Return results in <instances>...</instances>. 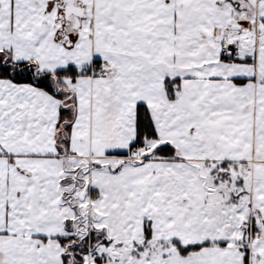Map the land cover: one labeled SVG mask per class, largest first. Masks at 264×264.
<instances>
[{
  "label": "snow or ice",
  "instance_id": "6c2138e0",
  "mask_svg": "<svg viewBox=\"0 0 264 264\" xmlns=\"http://www.w3.org/2000/svg\"><path fill=\"white\" fill-rule=\"evenodd\" d=\"M0 264H264V0H0Z\"/></svg>",
  "mask_w": 264,
  "mask_h": 264
}]
</instances>
